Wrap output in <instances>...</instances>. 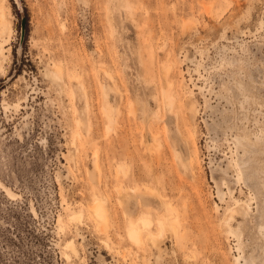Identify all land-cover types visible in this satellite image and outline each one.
I'll use <instances>...</instances> for the list:
<instances>
[{
	"label": "rangeland",
	"instance_id": "374dc122",
	"mask_svg": "<svg viewBox=\"0 0 264 264\" xmlns=\"http://www.w3.org/2000/svg\"><path fill=\"white\" fill-rule=\"evenodd\" d=\"M0 264H264V0H0Z\"/></svg>",
	"mask_w": 264,
	"mask_h": 264
},
{
	"label": "bare ground",
	"instance_id": "6f19581e",
	"mask_svg": "<svg viewBox=\"0 0 264 264\" xmlns=\"http://www.w3.org/2000/svg\"><path fill=\"white\" fill-rule=\"evenodd\" d=\"M3 16H4V15H3V13H2V14H1V18H3ZM1 51H2V50H1ZM170 86H171V84L168 85V87H170ZM188 99H189V98H188ZM173 100H174V96L170 93L169 90H167V91H165V92L163 93V101H164V103H165V107H166V110H167V111H170V109H171V107H172ZM193 107H194V106H193V102H192V101L189 102V108H190L191 111L193 110ZM107 112H108V113H107L108 118H111V114H110L111 111L109 110V111H107ZM175 155L177 156L176 158L178 159L179 164L181 165V167H183L182 169L184 170V168H185L186 170H188L189 167L191 166V160H189L188 162H184L182 159L179 158L178 154H175ZM123 167H124L123 165H120V166L118 167V170L116 169V171H118V172H120L121 170L124 171L125 168H123ZM123 169H124V170H123ZM184 171H185V170H184ZM131 190H132V189H131ZM7 194L10 195L11 193L7 191ZM10 196H11V195H10ZM101 199H103V198H101ZM103 201H104V200H103ZM241 205L243 206V210L246 212L247 209L249 208V205H248L247 203H245V202H242ZM91 212H92L95 216H97L98 218H101V219H106V218H107V215H106V213H105V206H103V204H102L101 200H99V198H96V199H95V201H94V203H93V205H92ZM80 216H81L80 213H73V214H71V219L74 220V221H79ZM229 219H230V217L227 218V219L225 220V222H228ZM138 220H139L140 225L132 224L131 227H130L129 230H128V236H129V238H130L131 240H133L134 242H141V230H142V229H145V228H148V226L150 225V222H151V220H150L149 218H147V217H141V218H139ZM158 221H159V226H160V227L162 228V230H163V227H164V224H165L164 220H163V219H159ZM151 223H152V222H151ZM160 231H161V229H160ZM150 235H151V232H150ZM150 235H149V236H150ZM152 236H153V235H152ZM152 236H150V237L152 238ZM154 239H156V237H155ZM154 239H153V240H154ZM158 239H159V238H158ZM151 240H152V239H151ZM65 246H66V248H69V249H72L73 251H75V250L73 249V241H72V240H68V241L66 242ZM64 253H65L66 259H69V258H70L69 253H67V252H64Z\"/></svg>",
	"mask_w": 264,
	"mask_h": 264
}]
</instances>
